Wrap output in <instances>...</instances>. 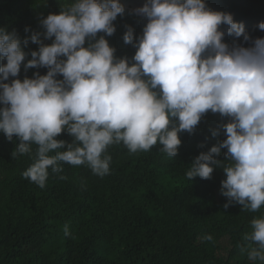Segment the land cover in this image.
<instances>
[{
  "label": "clouds",
  "instance_id": "1",
  "mask_svg": "<svg viewBox=\"0 0 264 264\" xmlns=\"http://www.w3.org/2000/svg\"><path fill=\"white\" fill-rule=\"evenodd\" d=\"M124 11L120 0L61 4L58 14L40 21L43 33L32 32L39 48L26 63L19 37L0 28V60L6 61L0 64V132L18 140L13 159H32L23 177L44 188L49 168L60 173L63 163L86 165L102 177L109 173L113 144L136 153L159 143V151L173 158L179 133H193L211 111L228 118L212 130L215 136L222 129L226 139L195 157L186 175L210 179L222 167L223 207L258 211L264 206V37L253 39L243 22L205 0H146L134 9L147 21L142 35L134 38L131 26L123 35L136 49L129 63L105 38L115 33L113 22ZM258 28L264 31V21ZM41 35L52 42L43 43ZM225 35L243 36L249 46L229 45ZM22 63L25 71L48 70L21 80ZM9 77L14 79L6 82ZM62 132L71 143L56 138ZM222 148L227 164L213 155ZM250 228L243 237L255 245L248 259L264 264V216L253 218ZM64 231L69 235L67 225Z\"/></svg>",
  "mask_w": 264,
  "mask_h": 264
},
{
  "label": "trees",
  "instance_id": "2",
  "mask_svg": "<svg viewBox=\"0 0 264 264\" xmlns=\"http://www.w3.org/2000/svg\"><path fill=\"white\" fill-rule=\"evenodd\" d=\"M205 2L212 10L231 13L235 21L243 22L253 39L264 37L258 28L264 21V0ZM68 3L71 0H0V28L19 37L25 63L39 48L30 40L32 32L43 33L40 21L50 13L58 14L61 4ZM146 22L127 9L117 16L115 33L105 36L117 58L134 62L136 49L125 44L123 35L127 26L132 27L134 38L142 35ZM100 35L104 33L97 38ZM25 38H29L27 45ZM41 40L52 42L43 35ZM224 40L244 47L250 43L243 36L225 35ZM47 70L25 71L22 63L18 78ZM227 121L218 113H206L193 133H179L181 145L173 158L159 151V143L136 153L122 143L113 144L107 149L108 174L101 177L86 165L63 163L60 173L49 168L44 188L23 177L32 159L28 155L13 159L18 140L9 141L0 132V264H253L247 252L255 245L243 237L251 231V220L264 216V206L256 212L242 211L239 204L225 209L222 167H215L210 179L190 180L186 175L195 157L226 139L222 129L215 136L212 130ZM56 138L72 142L67 132ZM226 151L222 148L214 158L224 162ZM206 235L212 240H205Z\"/></svg>",
  "mask_w": 264,
  "mask_h": 264
},
{
  "label": "water",
  "instance_id": "3",
  "mask_svg": "<svg viewBox=\"0 0 264 264\" xmlns=\"http://www.w3.org/2000/svg\"><path fill=\"white\" fill-rule=\"evenodd\" d=\"M125 9L134 11V9L143 6L146 0H120Z\"/></svg>",
  "mask_w": 264,
  "mask_h": 264
},
{
  "label": "built area",
  "instance_id": "4",
  "mask_svg": "<svg viewBox=\"0 0 264 264\" xmlns=\"http://www.w3.org/2000/svg\"><path fill=\"white\" fill-rule=\"evenodd\" d=\"M133 13H135L134 11H133ZM136 14V13H135ZM138 15V14H137Z\"/></svg>",
  "mask_w": 264,
  "mask_h": 264
}]
</instances>
